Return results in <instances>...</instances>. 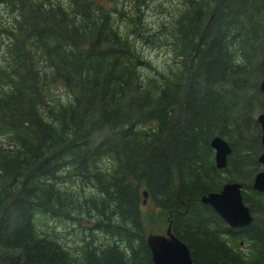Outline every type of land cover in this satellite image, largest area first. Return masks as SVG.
<instances>
[{
    "label": "trees",
    "instance_id": "1",
    "mask_svg": "<svg viewBox=\"0 0 264 264\" xmlns=\"http://www.w3.org/2000/svg\"><path fill=\"white\" fill-rule=\"evenodd\" d=\"M152 1L0 0V264H153L143 189L195 264H262L264 0H181L148 33ZM162 33L173 63L159 71L142 48L168 45ZM216 134L231 146L221 168ZM233 180L246 226L200 200ZM38 215L73 220L80 256Z\"/></svg>",
    "mask_w": 264,
    "mask_h": 264
},
{
    "label": "water",
    "instance_id": "2",
    "mask_svg": "<svg viewBox=\"0 0 264 264\" xmlns=\"http://www.w3.org/2000/svg\"><path fill=\"white\" fill-rule=\"evenodd\" d=\"M258 86L264 98V78L260 80ZM256 120L260 126L263 144V149L258 156L262 168L254 175L252 187L264 192V110L257 114ZM210 145L214 150L215 165L219 168L224 167L231 151L230 144L225 138L216 134L211 138ZM241 190L240 181H226L219 190L201 194L200 200L208 203L229 226H246L252 221L253 215L249 205L243 200ZM142 193L144 196L142 202H145L147 190L143 189ZM144 237L153 264H195L188 245L173 231L170 222L164 233L149 231ZM262 264H264V257Z\"/></svg>",
    "mask_w": 264,
    "mask_h": 264
},
{
    "label": "rangeland",
    "instance_id": "3",
    "mask_svg": "<svg viewBox=\"0 0 264 264\" xmlns=\"http://www.w3.org/2000/svg\"><path fill=\"white\" fill-rule=\"evenodd\" d=\"M155 2L160 3V5L155 6ZM183 3H181V0H153L151 3L150 8L147 10L146 13V20L150 28H148V33L157 32L160 28V23L165 22L166 24H170V21L172 17L176 14L178 11V8H180ZM3 12L2 5H0V14L6 15V13ZM161 36V42L166 40V42H169L168 35L164 36V33L160 34ZM153 38V37H151ZM156 46L151 45H144L142 48L143 55L145 58L150 61L151 66L159 71H164L165 67L168 65H171L173 63V55L170 49V42L167 44L165 43H159L158 40H155ZM1 53V49H0ZM145 72H152L151 68H147L144 70ZM61 187L65 188L66 191H73L76 197H80L81 192L83 191L80 189V186L75 183L72 179H67L66 181L61 183ZM83 195L81 198L85 197L86 195L96 194L95 189L91 186H84ZM81 190V191H80ZM78 194H77V193ZM85 194V195H84ZM82 208V211L80 212L79 209L76 210L73 214L77 217V220L81 223H87L91 222V217L88 212H85L84 208H86L83 205H80ZM142 220H143V228L145 233L149 231L153 232H164L167 221L165 220V217L160 214V209L156 206H153L150 202H146L142 204ZM90 218H89V217ZM39 219H45V222L49 226L50 229H54L58 232L60 236L61 242L65 244V246L71 251L73 255L80 256L81 252V246L82 241L81 238L83 236L82 233H80V229L76 223L72 224L73 220L68 219H60V218H53V217H46L44 218L43 215H38ZM76 221V220H74ZM72 228V229H71ZM90 237V236H89ZM86 239L88 236H86ZM239 245H242L243 248H245V245L243 242L239 243ZM242 248V247H241Z\"/></svg>",
    "mask_w": 264,
    "mask_h": 264
},
{
    "label": "flooded vegetation",
    "instance_id": "4",
    "mask_svg": "<svg viewBox=\"0 0 264 264\" xmlns=\"http://www.w3.org/2000/svg\"><path fill=\"white\" fill-rule=\"evenodd\" d=\"M170 220V218H168Z\"/></svg>",
    "mask_w": 264,
    "mask_h": 264
}]
</instances>
